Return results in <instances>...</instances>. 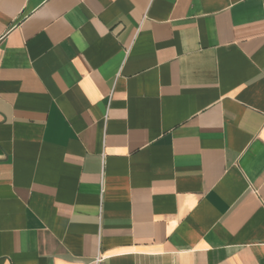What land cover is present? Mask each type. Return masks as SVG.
<instances>
[{
  "label": "crops",
  "instance_id": "obj_1",
  "mask_svg": "<svg viewBox=\"0 0 264 264\" xmlns=\"http://www.w3.org/2000/svg\"><path fill=\"white\" fill-rule=\"evenodd\" d=\"M0 264H264V0H0Z\"/></svg>",
  "mask_w": 264,
  "mask_h": 264
}]
</instances>
